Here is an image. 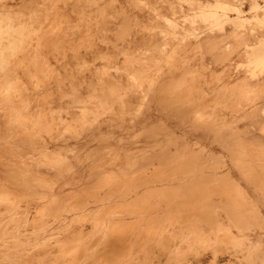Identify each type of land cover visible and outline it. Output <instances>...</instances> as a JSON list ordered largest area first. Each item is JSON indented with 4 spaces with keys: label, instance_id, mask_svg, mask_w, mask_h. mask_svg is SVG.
Masks as SVG:
<instances>
[{
    "label": "bare ground",
    "instance_id": "6f19581e",
    "mask_svg": "<svg viewBox=\"0 0 264 264\" xmlns=\"http://www.w3.org/2000/svg\"><path fill=\"white\" fill-rule=\"evenodd\" d=\"M97 1L70 7L101 30L79 43L47 0H0V264H264V143L207 122L203 60L154 29H260L264 3L149 0L139 28ZM247 45L257 80L264 39Z\"/></svg>",
    "mask_w": 264,
    "mask_h": 264
},
{
    "label": "rangeland",
    "instance_id": "374dc122",
    "mask_svg": "<svg viewBox=\"0 0 264 264\" xmlns=\"http://www.w3.org/2000/svg\"><path fill=\"white\" fill-rule=\"evenodd\" d=\"M170 1L172 2H167L164 5L165 7L163 10L166 12H172V9H170L169 7H172L173 5V9H179L178 5H181L182 2L187 6L186 12H194L199 10L198 8H190V3L185 1ZM216 1L217 0H201V5L202 7H205L206 4H213ZM230 1L239 3L244 13H247L251 9L252 0ZM75 2L84 3L86 2V0H47L48 23L53 22V26L55 27L58 21L57 15L58 13H60L59 16H62V22H60L61 25L59 24V27L64 29L63 31L76 29L79 33L77 34L80 37V41H77L79 43L85 42L83 37H85V35L87 36V33H91L90 35H93V33H98L100 35L99 32L101 30L95 31L96 27H94L95 29H93V27L86 24L87 20L90 19L87 14H75L71 12L70 7H72ZM97 2L100 6H106V8H103L100 11H102L107 15V17H109V22L117 23L120 21L136 19L138 22L137 27L145 28L148 25V21L145 18H141L140 15L143 11H147L146 9L149 8L148 6L152 4L149 0H98ZM259 2L264 3V0H260ZM49 5L58 6L59 10L55 11V8H53V6L52 9L49 10ZM221 10L222 8H220V11ZM222 11L223 12L221 13L224 14V10ZM50 12L52 13L53 17H50ZM180 13L181 12H179L175 18L172 17V19L178 21L179 24L169 27L165 25L164 29L184 26L186 29L183 27L182 29L178 27L181 30H177L179 32L182 31L183 33L179 34V32L176 33V31L171 34L166 32H162L161 34V32H158L160 30V26L158 25H156L154 29L157 30V36L159 37L160 35H165L164 37H168L169 35H172V37L176 36L177 38L174 37L176 40L173 39V41L175 42H172V40L171 42L173 44L170 42V44L172 45H181L182 43H184L181 47L176 49L173 60H203L204 71L206 72V80L209 83L208 85H206L204 90L207 98V122L212 120L216 124L217 128H223L226 132L229 133L244 132L242 134L256 136L242 138L248 141L253 140L256 142L264 143V75L256 80L251 71H244L245 61L252 60V57L249 56L250 49L247 44H253L260 39H264V25L261 26L260 29L258 26L246 27V25H244L245 22H231L232 19H229V21L224 20V23L218 24L212 20V17L211 21L206 23L204 16H199L193 19L191 15H188L186 19L182 15L179 16ZM75 15H77L79 19ZM196 19L198 21H196ZM193 20H195V24L192 22ZM196 22L200 24V27ZM83 23L84 25H86L84 26ZM190 23H193V25L197 29H199H195V27ZM188 24H190V26ZM207 24H209L210 26ZM50 26H52V24L47 26L48 29ZM191 26L193 28H190ZM249 28L256 29H253L254 31L251 30L253 32H250ZM90 29L91 31H89ZM187 29L191 30V32H188ZM192 30L195 32V34ZM182 39L184 40V42ZM259 93L263 94L260 95ZM233 100L238 102L237 104L239 106L234 104V102H232ZM242 103L244 106H242ZM240 105L242 108L240 107ZM238 109L239 111H237ZM258 135H260L261 137H258ZM238 138L240 139L241 137H233L230 139ZM256 177L258 176L256 175Z\"/></svg>",
    "mask_w": 264,
    "mask_h": 264
}]
</instances>
